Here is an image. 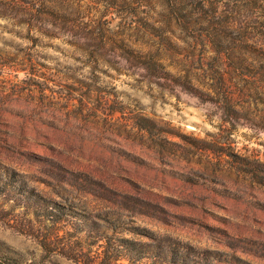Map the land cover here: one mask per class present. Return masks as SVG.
<instances>
[{
    "label": "rangeland",
    "instance_id": "374dc122",
    "mask_svg": "<svg viewBox=\"0 0 264 264\" xmlns=\"http://www.w3.org/2000/svg\"><path fill=\"white\" fill-rule=\"evenodd\" d=\"M0 264H264V0H0Z\"/></svg>",
    "mask_w": 264,
    "mask_h": 264
},
{
    "label": "trees",
    "instance_id": "16d2710c",
    "mask_svg": "<svg viewBox=\"0 0 264 264\" xmlns=\"http://www.w3.org/2000/svg\"><path fill=\"white\" fill-rule=\"evenodd\" d=\"M31 15H32L33 17H37V18L39 17L38 14L35 16V15L32 13ZM143 121H146V122L152 123L151 121H148V120H146V119H143ZM39 209L42 210V212L46 215V217H50V216L53 214V212H51V211L49 210V208H44V206H39ZM129 246L136 247L134 244H129ZM132 247H131V248H132ZM145 247H148V249H149L151 255L154 254V253L156 252V250L154 249V248H156V247L149 246V245H147V246H145ZM127 249H130V248H127ZM170 250H171V252H172V251H175L176 249H175L173 246H171ZM166 253H168L167 255H169V252H166ZM166 260H168V259L166 258Z\"/></svg>",
    "mask_w": 264,
    "mask_h": 264
}]
</instances>
